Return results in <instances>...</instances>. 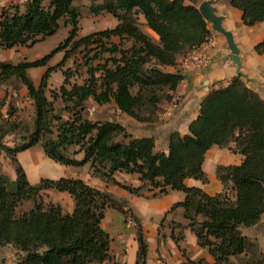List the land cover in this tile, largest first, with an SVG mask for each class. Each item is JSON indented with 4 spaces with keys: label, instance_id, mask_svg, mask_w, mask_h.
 Here are the masks:
<instances>
[{
    "label": "trees",
    "instance_id": "obj_1",
    "mask_svg": "<svg viewBox=\"0 0 264 264\" xmlns=\"http://www.w3.org/2000/svg\"><path fill=\"white\" fill-rule=\"evenodd\" d=\"M76 1L27 0L23 7L11 5L0 11L2 50L31 48L52 37L60 21L71 28L63 48L38 60L0 62V85L20 84L32 107L29 122L14 111L0 112V156L9 161L15 175L11 180L0 172V250L12 247L15 264H104L110 260L112 240L101 222L108 210H114L131 217L136 230L135 264L146 263L148 245L142 226L112 194L81 179L29 183L18 156L40 147L55 164L88 166L91 177L135 197L183 193V201L171 212L181 208L186 224L170 222L171 239L179 248L182 232L189 230L212 259V263L199 260L196 264H264L258 243L241 232L255 227L264 214V101L240 76L208 92L187 134L172 133L166 152L156 150L154 138H135L118 122L87 118V103L92 101L98 107L113 105L139 124L156 121L160 105L172 100L183 80L168 68H175L179 57L210 37L196 2L86 0L90 14L110 15L117 25L76 40L80 15ZM229 5L242 13L245 26L264 23V0H229ZM68 45L71 49L61 63L50 68L51 59ZM78 51L83 55L78 70L84 68L86 75L82 84L71 82L72 71L63 69ZM255 51L264 59V39ZM43 68L36 87L29 71ZM54 70L61 72L63 81L59 88L50 89L47 80ZM10 137L11 146L5 141ZM213 147H228L243 160L238 166L216 168L222 191L209 196L184 182H207L202 165ZM116 174L137 176L139 186L121 185ZM48 191L68 195L72 211L46 201L45 196L43 200V192Z\"/></svg>",
    "mask_w": 264,
    "mask_h": 264
},
{
    "label": "crops",
    "instance_id": "obj_2",
    "mask_svg": "<svg viewBox=\"0 0 264 264\" xmlns=\"http://www.w3.org/2000/svg\"><path fill=\"white\" fill-rule=\"evenodd\" d=\"M26 1L0 0V11L11 5L23 7ZM184 1L186 4H191L187 0ZM193 1L196 2L198 9L202 2L208 0H191ZM212 1L215 3L213 7L217 15L223 18V29L232 34L237 46L242 81L264 101V59L255 51L256 46L264 39V23L247 27L243 24L242 13L230 7L229 0ZM116 25L117 22L108 29H113ZM207 27L210 31L208 41L179 57L175 68H168L169 72L180 74L183 80L171 94L172 100L162 106L163 112L158 121L153 124H139L129 118L131 122H127L126 125L119 122L135 138H154L158 151H167L169 136L172 133L187 134L188 125L197 118L200 105L211 89L225 87L237 76V69L229 60L230 51L224 37L212 31L208 23ZM145 32L155 38L148 29ZM112 107L115 109L113 105ZM115 111L118 116L121 115L116 109ZM117 120L116 118L115 121L118 122ZM242 160V156L231 153L228 147H213L205 154L202 165L207 182L202 184L200 181L187 179L184 184L187 187L201 189L209 196L216 195L222 191V186L216 178V168L238 166ZM61 178L81 179L95 189L106 190L117 200L123 199L127 202L131 215L140 222L147 240L148 251L145 264H188V262L196 264L199 260L212 263L207 251L198 247L196 238L189 230L182 232L183 239L178 243L179 248L171 239L170 222L186 224L181 208L171 212L174 205L183 201V193L170 191L166 195L157 197H152V193H144L143 197H135L118 187L107 186L99 179L91 177L88 171L85 176L71 175ZM115 179L124 186L132 188L139 186L138 177L135 175L116 174ZM50 193L54 195L53 203L61 205L68 212L72 211L73 203L68 195L53 191ZM166 221H169L167 226ZM131 222L130 216L125 217L114 210H108L105 213L101 227L110 236L112 242L110 260L104 264H135L136 230L134 223ZM262 227H264V214L255 227L242 229L241 232L248 239L256 241L264 253V228L261 229ZM177 232L178 229H175V236Z\"/></svg>",
    "mask_w": 264,
    "mask_h": 264
},
{
    "label": "rangeland",
    "instance_id": "obj_3",
    "mask_svg": "<svg viewBox=\"0 0 264 264\" xmlns=\"http://www.w3.org/2000/svg\"><path fill=\"white\" fill-rule=\"evenodd\" d=\"M80 13L78 19V31L76 33V40L87 37L99 31H104L113 26L116 20L107 14H101L99 16H93L88 11L90 3L86 0H77L74 3ZM141 29L145 31L146 29L141 26ZM70 27H64L63 22H59L58 31L50 38L45 39L43 42L37 43L31 48L16 47L11 50L0 49V62H7L11 64H17L19 62L27 61L32 62L38 60L45 55L49 54L52 50L59 46H62L68 38ZM62 53L55 55L49 62V67L53 68L61 63L62 58H64L65 53L69 52L71 47L68 45ZM82 54L76 52L69 60L63 64V69H70L73 73L71 82L82 84V80L85 79L84 68H79L82 62ZM45 73V69H34L29 71V77L32 79L36 87L39 86L40 80ZM63 77L59 70H54L50 72L47 83L50 89H57L62 84ZM27 94L25 89L20 86V84L15 82H10L6 85H0V105L1 114H7V111H14L16 117L21 120L30 121L32 115L31 102L27 99ZM162 105L157 113L156 123L161 113L163 112ZM87 118L91 121H115L117 118L118 123L122 122L126 125L130 121L128 117L118 116L112 105L98 107L92 101L87 103ZM116 122V121H115ZM131 122V121H130ZM135 122V121H134ZM148 123V124H153ZM121 124V123H120ZM128 126V125H127ZM6 143L11 146L13 142V137L7 138ZM18 160L26 174L27 180L32 185H37L41 180H57L61 177H69L75 175L85 176L86 172L90 174L88 166L84 168H65L59 166L47 159L40 147H35L27 152H24L18 156ZM0 172L3 175L8 176L11 180L14 179V171L9 163V161L3 156H0ZM77 179V178H72ZM43 192V200L45 196L46 201H51L54 198L52 193ZM124 204L127 202L123 199L118 200ZM128 205L126 204V209L128 210ZM133 223V222H131ZM169 225V221H166V226ZM262 227L261 229H263ZM0 264H15V251L10 246H6L0 250Z\"/></svg>",
    "mask_w": 264,
    "mask_h": 264
},
{
    "label": "water",
    "instance_id": "obj_4",
    "mask_svg": "<svg viewBox=\"0 0 264 264\" xmlns=\"http://www.w3.org/2000/svg\"><path fill=\"white\" fill-rule=\"evenodd\" d=\"M214 1L208 0L202 2L198 6V10L202 18L210 24L212 31L224 37L230 51L229 60L237 69V76H241L240 73V61L238 58V49L234 43L233 36L230 32L225 31L222 27L223 18L217 15L214 6Z\"/></svg>",
    "mask_w": 264,
    "mask_h": 264
},
{
    "label": "built area",
    "instance_id": "obj_5",
    "mask_svg": "<svg viewBox=\"0 0 264 264\" xmlns=\"http://www.w3.org/2000/svg\"><path fill=\"white\" fill-rule=\"evenodd\" d=\"M207 63H208V62H207ZM207 63H206V64H207Z\"/></svg>",
    "mask_w": 264,
    "mask_h": 264
}]
</instances>
